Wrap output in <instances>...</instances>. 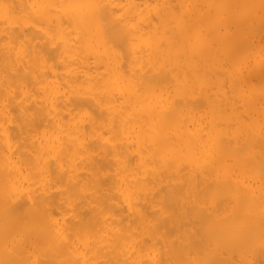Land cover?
<instances>
[{
	"label": "bare ground",
	"instance_id": "obj_1",
	"mask_svg": "<svg viewBox=\"0 0 264 264\" xmlns=\"http://www.w3.org/2000/svg\"><path fill=\"white\" fill-rule=\"evenodd\" d=\"M0 264H264V0H0Z\"/></svg>",
	"mask_w": 264,
	"mask_h": 264
}]
</instances>
